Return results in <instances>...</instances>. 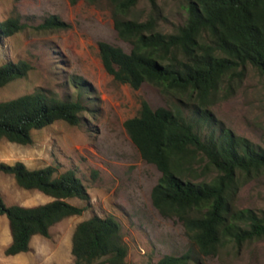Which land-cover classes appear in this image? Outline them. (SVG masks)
Wrapping results in <instances>:
<instances>
[{
	"label": "trees",
	"instance_id": "obj_1",
	"mask_svg": "<svg viewBox=\"0 0 264 264\" xmlns=\"http://www.w3.org/2000/svg\"><path fill=\"white\" fill-rule=\"evenodd\" d=\"M80 0H69L75 5ZM95 5L100 0H85ZM141 1L151 10L145 20L134 16ZM185 21L171 31L160 28L159 0H107L120 39L130 53L107 42L99 44L106 72L139 90L159 88L178 102L154 109L141 102L137 116L125 123L143 160L154 164L161 178L153 188L154 207L184 226L190 242L204 257L222 248L264 238V212L241 209L234 195L243 177L264 176V150L214 123L209 107L223 86L231 88L248 66L264 79V0H179ZM67 25L51 17L40 29L62 30ZM27 28L18 18L0 22V42ZM32 67L24 62L0 66V88L25 78ZM74 100L36 91L0 102V141L32 145L33 133L66 122L81 123L86 111L84 89ZM0 172L13 176L25 190L53 200L43 205L8 206L0 194V215L6 216L12 237L7 256L31 251L35 236L50 238L61 221L81 216L86 208L69 199H88L73 170L58 173L52 166L29 169L24 163L0 162ZM74 264H129L120 222L113 216L81 222L72 239ZM188 256H165L156 263L187 264Z\"/></svg>",
	"mask_w": 264,
	"mask_h": 264
},
{
	"label": "rangeland",
	"instance_id": "obj_2",
	"mask_svg": "<svg viewBox=\"0 0 264 264\" xmlns=\"http://www.w3.org/2000/svg\"><path fill=\"white\" fill-rule=\"evenodd\" d=\"M160 28L171 31L185 21L179 0H159ZM141 1L134 16L145 20L150 13ZM57 17L67 27L40 29ZM18 18L27 28L0 42V66L24 61L28 75L0 88V102L36 91L62 99H76L80 86L86 97L81 123L56 122L33 133L32 145L0 141V162L24 163L29 169L52 166L58 173L73 170L82 180L87 200L68 202L86 208L81 216L55 225L50 238L35 236L31 251L7 256L12 243L9 221L0 215V264H74L72 239L76 227L93 216L115 217L128 246L129 264L156 263L165 256H188L187 264H264V238L221 249L204 257L190 242L183 224L163 217L152 203V190L161 178L154 164L142 159L125 128L138 115L146 100L154 109L171 108L175 96L144 84L139 90L116 82L102 63L99 44L107 42L130 53L132 47L120 39L107 0L95 5L80 0H0V22ZM228 86V85H226ZM223 88L209 107L214 123L244 137L264 150V79L248 66L231 88ZM0 194L8 206L34 207L53 199L36 190L20 188L14 177L0 172ZM241 209L264 212V176L243 177L234 195Z\"/></svg>",
	"mask_w": 264,
	"mask_h": 264
}]
</instances>
